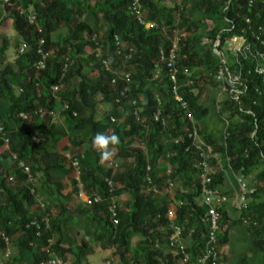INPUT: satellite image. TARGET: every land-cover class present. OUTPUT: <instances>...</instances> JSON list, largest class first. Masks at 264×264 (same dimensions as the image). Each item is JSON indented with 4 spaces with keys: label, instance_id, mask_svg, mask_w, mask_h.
Wrapping results in <instances>:
<instances>
[{
    "label": "trees",
    "instance_id": "16d2710c",
    "mask_svg": "<svg viewBox=\"0 0 264 264\" xmlns=\"http://www.w3.org/2000/svg\"><path fill=\"white\" fill-rule=\"evenodd\" d=\"M139 1L143 23L130 7L132 0H11L13 7L2 1L7 7L0 8V27L11 20L17 34L14 43L0 35V257L6 264H49L54 255L70 264H88L96 243L103 250L115 249L120 257L116 264H184L182 254L168 245L171 205L184 235L192 232L187 253L196 259L205 249L208 209L198 202L203 159L198 142L193 143L194 130L212 149L209 153L204 145L202 151L210 164L217 165L212 155L221 154L226 168L210 186L234 171L249 176L255 187L244 208L234 207L238 217L224 232L229 214L225 206L218 207V248L229 244L230 228H241L243 250L236 264H264V75L254 71L253 56L237 62L229 50L232 37L243 36L254 51L264 52V0ZM31 12L36 14L33 24ZM177 31L185 33L177 64L180 92L192 119L173 96L161 60ZM116 36L124 44L121 53ZM22 43L27 50L19 54ZM11 45L17 48L14 62L7 61ZM40 60L44 69L37 66ZM258 62L264 65V58ZM183 67L191 74L185 75ZM220 70L241 74V79L217 101ZM212 91V108L221 118L219 138L206 131L204 122ZM98 104L111 108L101 112ZM40 109L46 114L35 115ZM22 113L31 118L23 119ZM97 132L119 137L107 160L93 147ZM12 153L30 173L11 160ZM110 162L118 166L110 167ZM167 165L170 173L163 171ZM79 183L84 193L101 200L85 202ZM124 193L130 199L117 209L115 224L109 205ZM43 217L49 218V228L30 225ZM136 235L141 240L133 246Z\"/></svg>",
    "mask_w": 264,
    "mask_h": 264
},
{
    "label": "built area",
    "instance_id": "2783aa9c",
    "mask_svg": "<svg viewBox=\"0 0 264 264\" xmlns=\"http://www.w3.org/2000/svg\"><path fill=\"white\" fill-rule=\"evenodd\" d=\"M3 3L12 5L11 0H2ZM253 0L250 1L252 3ZM132 11L136 14L140 22L143 23V18H142V6L140 4L139 0H132V5L130 6ZM18 9L20 10V13L23 14L25 13L24 9L18 6ZM32 9V8H30ZM29 22L30 23H35L36 21V14L31 12L28 16ZM249 21V20H248ZM146 26L150 27L153 26L154 23H145ZM184 34H179L176 32L172 47L169 50L168 55L166 56L165 53H162L161 60L166 62L168 72H169V77H170V82H171V91L173 96L176 98V100L180 103V105L187 110V117L189 119L193 118V115L190 111H188V101L184 97V95L180 92V83H179V73H180V68L178 67L177 64V59L179 57V42H180V37ZM115 40L117 41V46H120L117 51L118 53H121L122 45H124L121 40L119 39L118 36L115 37ZM231 45H230V51L233 53L235 56L237 62H240L241 57L243 59H247L250 56H253L257 64L254 67V71L260 75H264V65H259L260 59L264 58V52L260 50H255L254 51V45L253 43L247 38L243 36H234L231 39ZM42 43V41H41ZM27 50V45L26 43H22L20 47L18 48V53H24ZM47 53L44 54V57H46ZM127 57H131L130 55H127ZM102 63L104 64L106 70H111V67L109 65V62L106 60H102ZM39 69H44L46 67V64L44 60H40L37 64ZM183 73L185 75H190L191 72L188 67H183ZM124 79L126 81L131 80V74L130 72H127L124 74ZM241 79V74L231 76L230 74H227L226 71L220 70L216 74V80L220 85L221 88V93H224L228 90V87L234 88L235 85L239 82ZM117 81V78L115 77L113 79V82ZM189 83L193 84V80L189 81ZM54 89H57V86L53 87ZM238 92V89L236 90ZM238 96V95H236ZM219 101V98H218ZM40 114L44 115L46 114L44 109L36 110L35 115ZM51 115H55L54 111H50ZM159 114L160 110H158L156 114V119L159 120ZM21 117L25 120H29L31 118V115L28 113H22ZM226 124H229L228 119H226ZM226 125V126H227ZM4 134V127L0 125V135ZM193 137V143L198 142L195 144L197 149L201 150L200 152V157L203 159L201 162V166L198 165V168L201 169V183H202V192H201V203L206 205L208 208V215L204 219V221L207 222L209 225V231H208V238L205 244V249L204 251L199 255L197 259L194 261H191L190 259V254L186 252L187 245L185 243L186 238L183 235V229L180 225L176 223H172V234L169 237V245L171 248H175L178 252H180L183 255V262L185 264H214V260L217 257V248H216V241H217V231L219 227V219H220V214L217 210V206L222 205L225 201L228 200V197L223 194L219 189L210 186L212 180L214 179V176L216 173L222 169L225 170L226 168L223 167L222 162V155L221 154H216L212 155L214 158L217 159V165H211L208 160H207V153L202 152L203 147H204V142L200 140L199 135L197 134L196 130H194L191 134ZM6 144H9V138H5ZM206 146V145H205ZM208 149V152L211 153L212 149L211 147L206 146ZM11 160L16 163V165L19 166L25 173H30V167L22 160L19 159L18 156L15 153L11 154ZM229 161V159H228ZM75 165L77 163H74ZM114 167H117V163H111ZM228 167L232 170L231 165L228 163ZM216 166L217 168L215 170H212V168ZM229 171V170H228ZM233 171V170H232ZM230 174V175H229ZM229 174H226V178L233 184L234 186V193H232V197L235 201V205L237 208L242 209L243 207L246 206L248 196L250 194H253L255 192V187L251 186L249 182L246 180V177L243 174H236L234 171L232 173L229 172ZM30 181H33V176L32 174H29ZM12 179V178H11ZM108 183L113 186V181L108 180ZM171 186L174 185L173 182L170 184ZM80 186V192L79 196L88 204H92L93 202H99L101 198L95 197L94 199L91 198L88 194L84 193L82 189V184L79 183ZM0 205H1V200H0ZM217 205V206H216ZM44 206V204H42ZM109 209L112 213L111 219L114 223H118L117 219V209H118V201L116 199H113L111 204L109 205ZM169 217L171 219L174 218V211L170 210L168 213ZM31 226H34L36 229L41 230L43 227L49 228L50 227V221L48 217H43L41 220L39 219H32L30 222ZM6 244H10L9 238H5ZM52 242V241H51ZM10 254V251L8 250L6 253V257H8ZM0 264H6L4 259H0ZM49 264H66L62 258L54 255V258L49 262Z\"/></svg>",
    "mask_w": 264,
    "mask_h": 264
},
{
    "label": "rangeland",
    "instance_id": "374dc122",
    "mask_svg": "<svg viewBox=\"0 0 264 264\" xmlns=\"http://www.w3.org/2000/svg\"><path fill=\"white\" fill-rule=\"evenodd\" d=\"M178 2H179V0H178ZM6 7L7 6L3 5L2 0H0V8H6ZM10 7H13V6H10ZM2 19H3V17H2ZM0 20H1V18H0ZM3 25L4 26L0 27V35H5L6 37H8L11 40V43H14L15 38H17V34L13 28L11 20L6 19ZM207 41L208 40L206 38L204 42H207ZM6 55H7V61H14V59L16 58V55H17V48L14 45H11L9 47ZM209 97H210L209 98L210 100L208 101V104L210 106V114L206 118H204V120H205L204 122L206 125V131L207 132L209 131L210 133L215 132V134H216L215 137L219 138L221 136L220 131L222 129V125L219 122V120H221V118L217 115L216 111L212 108V103L215 99V91H212L210 93ZM205 98L206 97H204L203 100H206ZM97 107H98V111L103 112L104 110H110L111 105H109V104H98ZM54 119H57V117ZM216 168L217 167L214 166L212 168V170H215ZM163 171H165L164 168H163ZM246 180L250 182V177L249 176L246 177ZM225 188H227V186ZM129 197L130 196L128 194L121 196V200L119 201V207L120 208L126 207V204H127L126 202L128 201V199H130ZM43 201L45 202L44 199H42V203H43ZM228 205H230V210H229L230 213H229V217H228L229 220L227 221L226 224H224V228H223L222 232H224V230L227 228L226 225L228 223H231L234 219H236L238 217V215H236L235 210H234V207L237 208L235 206L234 200L233 199L230 200ZM228 232H229V244L226 246H223L221 248L220 252H221L222 256H221L220 262H221V264H236L238 256H239L240 252H242V250H243V245H242L240 239H241V235L244 234V231L241 228H235L233 226V228H230V230ZM79 239H81V238H79ZM139 240H141V237L136 235L132 240L133 246H135ZM235 244H236V246H235ZM91 246L93 248V251H92L91 255L89 256L88 264H107V261H109V260H113V264L120 262V257L118 254H116L114 248L108 249V250H103V249H101V247H99V245L97 243L91 244ZM234 246H235V249H237L238 253L233 252ZM70 262H71V260H70ZM68 264H70V263L68 262Z\"/></svg>",
    "mask_w": 264,
    "mask_h": 264
},
{
    "label": "clouds",
    "instance_id": "9594fccd",
    "mask_svg": "<svg viewBox=\"0 0 264 264\" xmlns=\"http://www.w3.org/2000/svg\"><path fill=\"white\" fill-rule=\"evenodd\" d=\"M180 35L181 34H185V33H182L181 31H177ZM234 37V36H233ZM208 41H209V39H207ZM229 48H230V46H229ZM230 50V49H229ZM225 60V59H224ZM190 70V69H189ZM191 72V71H190ZM216 82H217V80H216ZM218 83V82H217ZM219 84V83H218ZM219 87H220V85H219ZM224 93H221V90H220V92L218 93V95H217V101H218V98H219V101L221 100V98H222V95H223ZM0 137L1 138H3L2 137V135H0ZM119 143V137L117 136V135H115V134H112V135H110V136H108V135H105L104 133H102V132H97L95 135H94V137L92 138V144H93V147L94 148H96L97 149V152H98V156H99V158L101 159V160H107V159H109L112 155H113V152H112V150H111V148H110V145L111 146H115V145H117ZM208 156V155H207ZM201 158V157H200ZM209 162V161H208ZM111 163H113V162H110V167H113V165H111ZM210 163V162H209ZM118 166V165H117ZM213 166V165H212ZM165 171H167V173H170V171H171V169H170V165H167V169H165ZM245 176V175H244ZM246 177V176H245ZM224 180V182L223 183H221V184H218V185H216L215 186V188H217V189H219L223 194H225L227 197H228V200L227 201H225L222 205H220V206H217L216 208H217V210H218V207H222V206H225L226 208H227V211H228V214L230 213L229 212V210H230V205H228V203H229V201L230 200H232L233 199V195H232V193H234V186H233V184L225 177V178H223ZM108 180V179H107ZM112 180V179H111ZM113 181V180H112ZM249 182V181H248ZM113 184H114V182H113ZM249 184H250V182H249ZM225 185V186H224ZM227 186V188H225ZM202 192V191H201ZM123 195H127V193H124ZM249 197V196H248ZM199 200H198V202L201 204V205H204V204H202L201 203V194L199 195ZM234 200V199H233ZM120 201V200H119ZM119 201H118V208H120L119 207ZM234 203H235V201H234ZM247 203H248V199H247ZM246 203V204H247ZM42 204H44V202L43 203H41V205ZM205 207H207L206 205H204ZM236 206V205H235ZM237 207V206H236ZM244 208V207H243ZM208 209V208H207ZM237 209H239V208H237ZM170 210H172V211H174V218L173 219H171L170 217H169V215H168V213H169V211ZM169 211H168V213H167V217H168V219L170 220V226H172V223H176L175 221H174V219H175V208H174V206H170V208H169ZM218 212H219V210H218ZM219 214H220V212H219ZM207 215H208V213H207ZM207 215H206V217H207ZM206 217H204L203 218V221H204V219L206 218ZM221 217V216H220ZM118 219V218H117ZM50 221V220H49ZM205 223L207 224V222L205 221ZM115 224H117V223H115ZM218 224H219V227H220V219H219V222H218ZM208 225V224H207ZM181 226V225H180ZM219 227H218V231H217V234H218V232H219ZM183 229V228H182ZM208 231H209V225H208ZM191 233L192 232H189V233H187L186 235H184V232H183V235H184V237L186 238V240H185V243H186V245H187V248L189 247V245H190V242H191ZM171 234H172V227H171ZM170 234V235H171ZM170 237V236H169ZM169 237H168V245H169ZM207 238H208V234H207ZM207 238H206V241H207ZM206 241H205V244H206ZM8 246H10V244L9 245H7V247ZM169 247L171 248V246L169 245ZM187 248H186V252H187ZM216 248H217V257L215 258V260H214V264H218V261H219V254L221 253L220 251H221V249L220 248H218V246H217V241H216ZM222 248V247H221ZM173 251H177L175 248H171ZM9 250V249H8ZM10 251V250H9ZM188 254H190V259H191V261H194L195 259H193L192 257H191V253H188ZM11 255V253L9 254V256ZM200 255V254H199ZM199 255L197 256V258L199 257ZM8 256V257H9ZM183 256V255H182ZM60 258H62V257H60ZM196 258V259H197ZM0 259H4L3 257H0ZM63 259V261L66 263V264H68V262L67 261H65L64 260V258H62ZM5 260V262H6V259H4ZM182 261H183V259H182ZM113 263V260H109V261H107V264H112ZM184 263V262H183ZM185 264V263H184Z\"/></svg>",
    "mask_w": 264,
    "mask_h": 264
},
{
    "label": "crops",
    "instance_id": "0c3cea01",
    "mask_svg": "<svg viewBox=\"0 0 264 264\" xmlns=\"http://www.w3.org/2000/svg\"><path fill=\"white\" fill-rule=\"evenodd\" d=\"M15 60V59H14ZM10 62H14V61H10ZM123 196V195H122Z\"/></svg>",
    "mask_w": 264,
    "mask_h": 264
}]
</instances>
